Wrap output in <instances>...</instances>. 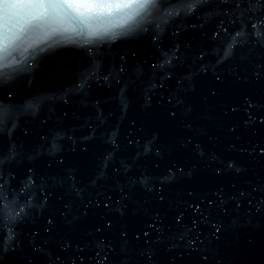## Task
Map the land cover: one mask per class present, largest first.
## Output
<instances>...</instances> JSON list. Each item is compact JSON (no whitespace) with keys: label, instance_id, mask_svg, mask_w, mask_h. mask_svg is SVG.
Wrapping results in <instances>:
<instances>
[{"label":"water","instance_id":"obj_1","mask_svg":"<svg viewBox=\"0 0 264 264\" xmlns=\"http://www.w3.org/2000/svg\"><path fill=\"white\" fill-rule=\"evenodd\" d=\"M259 15L218 3L161 8L123 23L100 18L96 27L108 29L102 37L57 36L23 58L13 54L0 68L7 106L0 166L15 177L6 201L26 215L0 217L4 264H19L34 243L43 246L44 264H144L140 252L149 249L153 264H200L205 254L207 264H264V81L253 74L264 67ZM28 168L34 180L25 187ZM60 172L74 180H54ZM206 197L230 210L210 213ZM107 198L108 209L95 207ZM90 200L88 215L73 225L59 216L63 203L75 209ZM193 200L200 209L189 207ZM49 214L65 231L91 233L82 251L57 246L44 231ZM101 217L112 227L95 232ZM214 225L222 238L209 243ZM196 237L205 244L189 247Z\"/></svg>","mask_w":264,"mask_h":264},{"label":"snow or ice","instance_id":"obj_2","mask_svg":"<svg viewBox=\"0 0 264 264\" xmlns=\"http://www.w3.org/2000/svg\"><path fill=\"white\" fill-rule=\"evenodd\" d=\"M218 3L228 8L229 12L239 11L241 16H246L250 12H260V15L256 17V20L260 24H264V0H0V68L5 67L10 63L9 58L15 54L20 53L23 58L24 52L29 48H34L39 44H43L46 41L53 39L54 37H60L63 40H70L72 36L79 37H102L108 32L107 28L99 29L96 27L95 22L100 18L117 17L120 21L128 22L134 20L138 16H146L153 10L159 11L161 8L175 9L177 6L188 12H191L194 8L199 9L206 5ZM244 5L245 7H241ZM234 6V7H233ZM228 13H225L227 16ZM252 17L248 16V22L252 29L257 28L256 23H252ZM225 32L227 28L223 29ZM240 33H237L239 35ZM258 34V33H257ZM217 33L212 32V36L215 37ZM111 38V36L109 37ZM156 39L155 36L152 37ZM231 43L228 45L231 48ZM43 49H41L42 51ZM91 52V49L88 50ZM227 54V53H226ZM135 55V53H133ZM123 59V57H121ZM253 74L257 80L264 81V67L257 66ZM121 71H124L121 68ZM6 75L0 72V77ZM216 81H221V76H215ZM215 91L211 92V95H216ZM39 98H35L34 101L29 102V106H33L35 103H39ZM172 99L169 98L168 104L170 105ZM253 105L248 104L251 108ZM226 111L228 109H225ZM234 111V109H231ZM166 118L171 120L176 117L175 110H170L168 107L164 108ZM7 113V106L0 104V125L3 124L5 115ZM251 119V118H250ZM230 132H234L235 128H229ZM209 140L213 139L212 136L208 137ZM131 143V141H129ZM3 150V141L0 139V152ZM264 151V148H262ZM2 164V162H0ZM57 167L63 169V161L58 162ZM228 167L231 168L232 164L229 163ZM182 171V170H178ZM217 173L220 169H216ZM237 172L241 169L237 168ZM54 180H60L67 182L68 180H74V176L60 172ZM15 177L10 173H7L2 166H0V217L6 218L8 221L20 220L26 213L24 207L12 202L6 201L4 191L10 187V182L14 181ZM34 180L33 169H27V180L25 187L32 184ZM192 195L191 192L188 193ZM242 196L243 193H240ZM160 200L164 197L161 195ZM207 200L208 211L211 213L219 208L220 212H228L230 209L227 206L225 200H220L217 204L212 198H205ZM110 198L101 200L99 204H95V207H103L108 209ZM93 202L90 200L87 204L82 203L79 208H73L72 202L63 203V211L59 213V216L63 218L65 224L71 226L73 222L88 215L89 205ZM232 206L239 209L240 204L235 200L232 201ZM189 207H193V210L200 209L199 202L193 200ZM203 213H201V216ZM177 223L180 222L181 217L176 216ZM195 226V221L192 222ZM44 231L55 241L57 246L64 252L71 253L74 249L83 250V247L89 242L86 240V236L91 233L80 234L74 227H70V230H63L60 227V221L55 214H49L45 218ZM7 226V225H5ZM112 222L110 219L100 218L97 225L93 226L95 232H100L101 228L111 229ZM214 230L211 233L209 243L212 241H220L222 238V226H213ZM9 234L13 233V228H8ZM121 239L127 238V232L124 229L119 233ZM144 237L148 236V233H142ZM140 237L138 236L137 239ZM147 239L145 244H147ZM189 247L196 245L197 248L205 244L204 240L199 237L190 239L187 241ZM194 251L196 249H193ZM12 254L17 251L13 248ZM141 257L144 258V264H153L154 251L149 249L147 252L141 251ZM45 253L43 246H36L35 243L30 245V251L24 255L19 264H44ZM59 260V257H57ZM208 256L202 255L200 264H207ZM0 264H4V257L0 256Z\"/></svg>","mask_w":264,"mask_h":264}]
</instances>
